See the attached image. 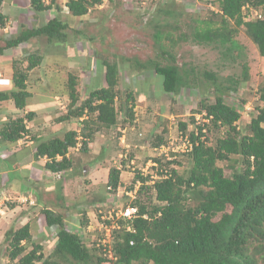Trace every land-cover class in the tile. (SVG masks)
Returning <instances> with one entry per match:
<instances>
[{
    "label": "rangeland",
    "instance_id": "1",
    "mask_svg": "<svg viewBox=\"0 0 264 264\" xmlns=\"http://www.w3.org/2000/svg\"><path fill=\"white\" fill-rule=\"evenodd\" d=\"M65 2L55 0L50 9L41 13L30 8L29 0H4L2 4V11L7 16L5 37L13 36L20 26H39L54 16L67 24L64 41L48 42L45 37H36L20 43L13 50L17 55L14 59L18 61L31 52L43 55L40 66L30 72L27 79L29 91L36 94L35 97L43 95L47 100L44 101L47 105L46 121L39 131L47 129L46 137L51 133L61 136L69 129L80 127L75 120L56 121L69 102L65 93L68 74L76 78L79 97L85 99L90 89L105 85L104 68L98 69V62L102 60L118 63L116 105H122L126 92L132 93L134 118L130 123L119 110L116 125L96 131L93 140L86 145V152L73 148L68 150L67 156L72 163L70 168L58 173L40 168L46 175H35L37 187L35 180L30 184L24 177L26 168L9 172L8 175L22 184L23 189L28 186L33 203L30 204L29 200L22 204L2 200L0 208L4 219L0 223V264H17L16 260L8 259L4 235L8 229H18L25 223L30 225L33 241L42 245L43 254L51 253L57 228L46 226L43 214L46 208L60 213L68 230L81 232L82 242L89 249L93 250L91 247L95 241L99 242V237L100 243L108 246L112 231L105 236V230L93 214L94 205L113 207L114 204L132 203L136 197L149 206L157 203L152 185L138 186L137 173L142 176L155 174L154 158L166 159L164 153L169 152L166 142L177 135L178 123H189L186 129L189 131L194 125L190 119L192 115L195 122L202 120L201 115H195L194 111L199 109L200 101L215 100L220 94L216 86L224 92V101L239 110L237 125L242 133L246 132L256 105L262 104L257 89L264 81V57L243 27L238 28L235 36L238 49L225 53L219 50V45L199 43L193 39L195 28L210 18L214 22L219 19L216 0H103L82 16L71 15L64 7ZM254 12L264 14V7ZM1 36L0 40H4ZM168 53L193 74L189 75L193 82L181 87L177 93L163 91L162 77L153 70L133 68L134 59H153L165 65L170 62ZM243 63L248 66V78L244 81ZM206 73L213 74L215 79L208 78ZM159 135L162 144L155 146ZM219 135L222 131L211 129L207 143L211 144ZM176 159L180 163L170 166L185 174L187 155ZM42 161L44 165V159ZM218 165L225 175H230L231 169L225 162L220 161ZM110 167L121 170V186L125 188L118 191L119 195L103 186ZM127 190H131L133 195L130 198ZM107 209L103 208V213L106 214ZM27 247L29 249L30 243Z\"/></svg>",
    "mask_w": 264,
    "mask_h": 264
},
{
    "label": "trees",
    "instance_id": "2",
    "mask_svg": "<svg viewBox=\"0 0 264 264\" xmlns=\"http://www.w3.org/2000/svg\"><path fill=\"white\" fill-rule=\"evenodd\" d=\"M3 1L0 0V28L7 23V16L2 12ZM54 1L29 0V6L34 12L41 13L50 9ZM216 1L219 19L214 22L210 18L195 28L193 39L199 43L219 45V50L225 53L238 49L235 36L238 28L243 27L259 54L264 56V17L244 21L241 14L244 2L264 7V0ZM102 2L66 0L65 5L70 14L81 16ZM66 27L67 24L56 16L39 26H20L0 45V53L5 48L17 47L36 37H45L48 42L64 41ZM168 56L170 62L165 65L153 59H134L133 68L153 70L162 77L163 91L177 93L181 87L193 82L189 77L193 74L177 63L171 53ZM41 59L42 55L37 52L28 53L21 61L13 59L12 86L0 91V100L11 99L16 108L24 109L32 96L27 81L29 70L39 66ZM101 67L104 68L106 85L90 89L85 99L79 97L76 78L68 74L65 93L69 102L56 121L75 120L80 127L65 131L61 137L36 139L34 157L46 156L44 167L53 173L71 167L67 151L76 145L79 137L80 149L86 152V145L93 140L96 131L101 127L115 126L119 110L130 123L133 121L132 93L126 92L122 105H116L118 63L102 60L98 62V69ZM206 76L215 79L213 74L206 73ZM247 78L248 66L243 63L242 80ZM216 89L220 94L213 102L202 100L199 103L197 110L205 111L204 119L207 121L196 124L195 130L190 132L193 146L186 152V173L181 174L170 166L180 163L176 159L180 155L171 160L156 158L159 174H166L156 178L152 184L158 203L149 206L139 197L134 199L132 203L138 206L140 214L134 220L135 231L128 232L124 228L112 231L110 249L113 258L101 246L93 244V250L89 249L79 233L67 229L60 213L46 208L43 210L46 226H57L51 253L43 254L42 245L33 241L30 225L25 223L18 229L5 232L8 259L16 260L17 264H264V81L257 89L262 104L256 105L244 133L234 125L240 116L239 111L224 101L220 86ZM32 116L34 113L27 111L2 123L0 141L15 143L28 131L25 120H31ZM191 120L193 122V118ZM186 126L187 123L179 122L180 129ZM211 129L222 131V135L208 144ZM157 139L155 146L162 142L161 135ZM57 156L60 159L57 160ZM220 161L231 169L230 175L224 174L218 165ZM135 178L144 180L140 174ZM119 183L120 170L110 167L104 188L115 191ZM144 213L148 214L146 219L141 217ZM104 222L109 223L108 220Z\"/></svg>",
    "mask_w": 264,
    "mask_h": 264
},
{
    "label": "crops",
    "instance_id": "3",
    "mask_svg": "<svg viewBox=\"0 0 264 264\" xmlns=\"http://www.w3.org/2000/svg\"><path fill=\"white\" fill-rule=\"evenodd\" d=\"M3 32L4 36H1ZM6 35V27L2 29L0 28V36L4 40L9 38L5 37ZM4 40H0V45L3 44ZM15 48H5L0 53V91L8 90L11 88L12 60L17 56L15 53H13V50ZM35 95L32 94L24 109L16 108L14 102L11 99L0 100V125L5 121H8L9 119H14L18 116H22L27 111H32V113H34V116H32L31 120H25V126L29 129V132L35 137L33 138V143L27 141L24 144H17V142L11 143L0 141V204L6 196H10V200L15 201L19 204H22L28 200L30 204L33 203L31 200L32 197L31 193H29L30 190L28 186L23 189L22 187L24 186L22 184H18L15 178L12 179L8 175L11 170H15L17 168H26V170L24 171V177L29 179L30 184H32V180H35L34 185L36 187L38 179L35 177V175L37 174V176H41L46 173L42 170L40 171V168H45L42 164L43 159L45 163V157H34L36 139L45 140L47 138L52 137L54 134L51 133L50 136L46 137L45 131L47 129H43L44 132L39 131V129H42V124L46 121L47 105L46 103H44V101L47 100L46 98H43V95L39 97H35ZM20 172H22V170ZM43 190L44 189H42V191ZM2 214L0 215V223L4 219ZM30 231L32 233L31 228Z\"/></svg>",
    "mask_w": 264,
    "mask_h": 264
},
{
    "label": "clouds",
    "instance_id": "4",
    "mask_svg": "<svg viewBox=\"0 0 264 264\" xmlns=\"http://www.w3.org/2000/svg\"><path fill=\"white\" fill-rule=\"evenodd\" d=\"M4 2V1H3ZM3 4V3H2ZM65 4V3H64ZM64 7H66V5L64 6ZM66 9H67V7H66ZM261 9V7H255V6H253V5H251L249 2H244V4L241 6V14H242V18H243V20L244 21H246V20H253V19H261V18H263L264 17V14L262 13V12H260L259 14L257 13V12H254L253 13V10H260ZM68 10V9H67ZM69 12V11H68ZM89 12V11H88ZM87 12V13H88ZM72 15V14H71ZM85 15V14H84ZM74 16V15H73ZM82 16V15H81ZM63 22V21H62ZM65 23V22H64ZM5 28V27H4ZM2 29V28H1ZM66 29V28H65ZM65 31V30H64ZM255 45V44H254ZM42 55V54H41ZM264 57V56H263ZM41 60H43V55H42V59ZM39 66H40V64H39ZM39 66H37V67H35V68H33L32 70H29V72H32L34 69H36V68H38ZM103 80H104V78H103ZM105 81V80H104ZM243 81V80H242ZM105 85H106V83H105ZM104 85V86H105ZM12 86V85H11ZM97 87H100V86H96V87H94V88H97ZM28 89H29V87H28ZM93 89V88H92ZM134 97V96H133ZM133 108H134V106H133ZM238 110V109H237ZM239 111V110H238ZM194 112H196L195 113V115H201V117H202V120H200V121H196L195 122V119H194V117H193V115L190 117V119L191 118H193V123H194V125L191 127V129L189 130V131H186V129L188 128V125H189V123H187V126L185 127V129H180L179 128V130H178V132H177V135L176 136H174V137H172L171 139H170V141H168V142H166V148H167V150L169 151L168 153H164V156H165V158L166 159H173V158H176L178 155H184V154H186V152H188L189 150H191V148H192V146H193V142H192V140L190 139V132H191V130H193L194 128H195V125L196 124H199V123H201V121H207V119H204V117H205V111H200V110H195ZM198 112V113H197ZM240 113V112H239ZM194 114V113H193ZM125 116V115H124ZM240 119V116H239V118L235 121V123H234V125H237V122H238V120ZM62 122H64V121H62ZM191 122H192V120H191ZM178 126H179V123H178ZM237 127V129L239 128V126L237 125L236 126ZM25 128L29 131V129L25 126ZM195 130V129H194ZM26 132V133H24L23 134V136L22 137H20L16 142H17V144L19 143V144H24V143H26L27 141L28 142H31V143H33L34 141H33V135L30 133V132ZM195 133L197 134V132L195 131ZM63 134H64V132H63ZM62 134V135H63ZM61 135V136H62ZM55 136H57V135H53L52 137H55ZM61 136H57V137H61ZM52 137H50V138H52ZM81 139V137H79L78 138V142L76 143V145L74 146V147H71V148H73V149H75V150H81L80 148H81V142L79 141ZM202 139V138H201ZM90 143V142H89ZM88 143V144H89ZM162 144V143H161ZM161 146H164V145H161ZM71 148H69L68 150H70ZM68 152V151H67ZM163 155V154H162ZM45 157V161H46V159H47V157L46 156H44ZM68 157V156H67ZM158 158V157H157ZM58 159H60V156H57V160ZM155 159V162H156V166L158 167V160H156V158H154ZM155 162L153 163V165L155 164ZM157 167H156V171H155V174L154 175H144V176H142L141 175V177H143L144 178V180H142L141 178H136V181L137 182H139V184H138V186L140 185H143V184H145V185H152L153 184V182H154V180L156 179V178H158V177H164V176H166V174H163V175H160L159 174V172H158V170H157ZM117 168V167H116ZM117 169H119L120 170V168H117ZM159 171H160V169H159ZM120 172H121V170H120ZM121 174V173H120ZM138 174H140L139 172H138ZM121 179V178H120ZM106 182V181H105ZM135 186V185H134ZM137 186V187H138ZM139 186V187H140ZM137 187H135L134 189H133V192H134V194H135V192H136V188ZM121 188H125L124 186H121V181H120V183L118 184V186H117V188H116V190L115 191H117L116 192V195H119V190L121 189ZM108 191L110 192V191H113L111 188H108ZM153 191H154V193H155V189H154V187H153ZM126 194L128 195L129 194V198L131 197V196H133L132 195V193H131V190H127L126 191ZM115 195V194H114ZM11 199V197L10 196H6L5 198H4V200H10ZM156 199V198H155ZM157 203H158V201H157ZM157 203H155V204H157ZM133 206V207H136L137 208V212H136V216H135V218H133V220H132V227L129 229V230H127V229H125L124 227H121V228H124L126 231H128V232H134L135 231V227H134V220L138 217V216H140V214H139V209H138V206L137 205H135V204H133V203H125V204H122V205H115L114 204V206L112 207V206H108L107 204H97V206L99 207L98 209H95V205H94V212H93V214L95 215V218H97V220L100 222V221H106V220H108V219H105V220H103L102 218H101V216L102 215H106V216H108V214H109V211H112V210H116V209H119L120 207H125V206ZM0 207H1V204H0ZM103 208H104V210H106L107 208V211H106V214L105 213H103ZM101 210V212L99 213L98 212V210ZM2 212H3V210L0 208V214H2ZM98 214H100V215H98ZM141 217H143V218H147L148 217V214L147 213H144V214H142L141 215ZM108 221H110V220H108ZM119 223H120V225H122L123 224V220H119ZM91 226V222L89 223V224H87L86 225V228L88 229L89 227ZM52 227H54V226H49L48 228H52ZM56 228H57V226H55ZM115 229H120V228H115ZM115 229H111V231H114ZM57 231V230H56ZM79 231H77V233H78ZM56 234V233H55ZM81 234V232H79V235ZM80 237H81V240H82V236L80 235ZM55 238V237H54ZM98 243H96V241H95V246L96 247H99V246H101L102 248L101 249H103L104 248V251H107V253L109 254V257L110 258H113L112 257V252H111V249H110V243H109V245L107 246V245H104L103 243H100V237L98 238ZM107 264V263H106Z\"/></svg>",
    "mask_w": 264,
    "mask_h": 264
},
{
    "label": "built area",
    "instance_id": "5",
    "mask_svg": "<svg viewBox=\"0 0 264 264\" xmlns=\"http://www.w3.org/2000/svg\"><path fill=\"white\" fill-rule=\"evenodd\" d=\"M100 213L101 210L99 209ZM137 212V208L133 206H125L120 207L119 209L109 211L108 216L102 215L101 218L103 220H110L109 223H105L104 221H100L99 226L102 230H105V236H109L111 229L124 227L129 230L132 227V220L135 218ZM119 220H123V224L120 225Z\"/></svg>",
    "mask_w": 264,
    "mask_h": 264
}]
</instances>
